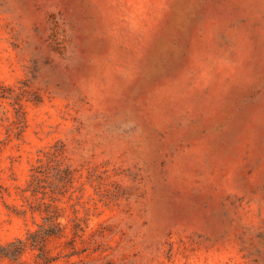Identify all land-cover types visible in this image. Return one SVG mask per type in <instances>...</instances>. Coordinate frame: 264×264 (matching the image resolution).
<instances>
[{
  "label": "rangeland",
  "instance_id": "374dc122",
  "mask_svg": "<svg viewBox=\"0 0 264 264\" xmlns=\"http://www.w3.org/2000/svg\"><path fill=\"white\" fill-rule=\"evenodd\" d=\"M0 264H264V0H0Z\"/></svg>",
  "mask_w": 264,
  "mask_h": 264
}]
</instances>
